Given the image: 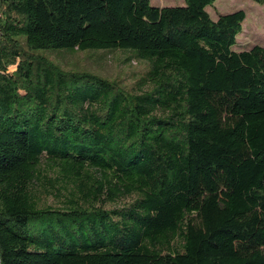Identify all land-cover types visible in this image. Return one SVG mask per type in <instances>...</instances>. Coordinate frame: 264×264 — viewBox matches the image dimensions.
<instances>
[{
	"label": "trees",
	"instance_id": "1",
	"mask_svg": "<svg viewBox=\"0 0 264 264\" xmlns=\"http://www.w3.org/2000/svg\"><path fill=\"white\" fill-rule=\"evenodd\" d=\"M213 2L0 0V264H264V45Z\"/></svg>",
	"mask_w": 264,
	"mask_h": 264
},
{
	"label": "rangeland",
	"instance_id": "2",
	"mask_svg": "<svg viewBox=\"0 0 264 264\" xmlns=\"http://www.w3.org/2000/svg\"><path fill=\"white\" fill-rule=\"evenodd\" d=\"M151 5H182L183 0H150ZM242 9L245 18L241 23V30L237 33L232 49H247L253 44L264 45V5L253 0H214L206 10L210 17L215 19L218 14ZM56 62L65 68H86L102 76L121 79L123 83L132 84L133 81L145 69V63L140 60L131 59L126 61V51L120 49H98V50H57L46 51ZM15 66H9V71ZM130 198H125L128 201ZM44 204H57L53 197H43Z\"/></svg>",
	"mask_w": 264,
	"mask_h": 264
}]
</instances>
